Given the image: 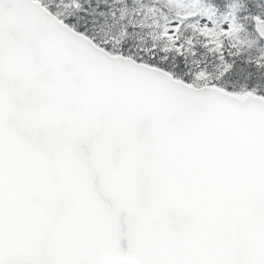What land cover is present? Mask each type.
Masks as SVG:
<instances>
[{
	"label": "snow or ice",
	"instance_id": "1",
	"mask_svg": "<svg viewBox=\"0 0 264 264\" xmlns=\"http://www.w3.org/2000/svg\"><path fill=\"white\" fill-rule=\"evenodd\" d=\"M0 264H264V0H0Z\"/></svg>",
	"mask_w": 264,
	"mask_h": 264
}]
</instances>
